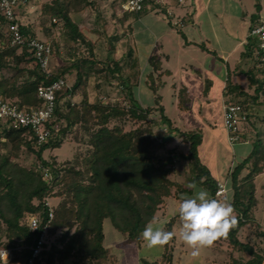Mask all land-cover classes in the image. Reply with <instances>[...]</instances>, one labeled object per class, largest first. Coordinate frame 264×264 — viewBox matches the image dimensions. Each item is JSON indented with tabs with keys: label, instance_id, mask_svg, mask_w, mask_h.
<instances>
[{
	"label": "trees",
	"instance_id": "trees-1",
	"mask_svg": "<svg viewBox=\"0 0 264 264\" xmlns=\"http://www.w3.org/2000/svg\"><path fill=\"white\" fill-rule=\"evenodd\" d=\"M95 1L51 0L41 5L38 26L45 36L58 48L47 24L48 20L57 19L61 35L73 44V58L69 62L61 61L48 72L40 69L29 45L31 39L37 38L32 24L24 25L16 20L24 40L21 44H10L8 32L0 30V98L11 100L19 108H36L41 102L37 95L38 85L50 84L59 77L65 79L67 73H74L71 85L55 93L54 112L44 124L49 131L45 140L38 143L30 126H9L0 122V150L4 149L0 151V247L12 250L9 264H26L30 246L39 234V231H29L28 220L37 216L40 224L44 223L49 198L57 201L51 204L53 217L46 243L34 264H116V253L103 244L105 220L112 223L127 243L144 242L141 236L144 227L156 219L159 210H165L168 199L177 198L181 202L187 197L184 193L190 187L172 178L175 166L186 160L192 163L194 175L191 179L196 184L204 187L212 198L223 200L227 197L234 206L238 224L222 238L231 250L246 252L250 257L246 260L230 258L228 264H263L264 245L254 249L249 242L237 237L239 230L249 224L256 228L257 238H264V225L254 213L258 203L254 181L264 169L261 140L255 141L250 153L232 167L225 179L215 178L200 160L202 132L176 127L164 114L157 94L156 107H144L137 100L136 83L132 82L129 72L136 64L132 49L120 58L111 55L120 35L108 36L109 47L104 58L94 56L93 43L71 14L94 6ZM155 8L158 6L154 0H144L140 11L124 12L118 21L123 24L128 16H139ZM0 20L5 26L6 20L1 14ZM128 27L132 30L131 23ZM249 41L246 53L251 47ZM255 44L256 41L252 47ZM81 47L87 50L88 57L79 53ZM149 65L152 75L159 68L157 59L150 58ZM91 76L95 80L94 102L89 101L87 94ZM247 77L249 88L257 95L229 83L225 85L230 92L243 96L244 101L240 102L245 105L251 104L249 101L254 98L257 100L259 92H264V80H258L254 69L247 71ZM106 84L114 85L121 99L111 101ZM149 86L156 92L154 83ZM76 96H80L78 101L74 100ZM188 100L185 95L178 106L185 109ZM156 112L159 119H151L149 116ZM253 115L250 112L247 121ZM128 122L132 127L125 129ZM177 135L187 144L186 150L177 144L170 145ZM68 137L82 144L83 150H75L71 158L61 162L52 154L44 156L46 150L60 147ZM22 151L32 155L30 164L15 160ZM41 166L49 168V175H44ZM218 182L225 184L224 194L216 195ZM178 220L177 211L167 219L165 230L173 231ZM174 244L175 237L161 247L157 258L152 261L141 258L142 263L172 264Z\"/></svg>",
	"mask_w": 264,
	"mask_h": 264
},
{
	"label": "rangeland",
	"instance_id": "rangeland-1",
	"mask_svg": "<svg viewBox=\"0 0 264 264\" xmlns=\"http://www.w3.org/2000/svg\"><path fill=\"white\" fill-rule=\"evenodd\" d=\"M49 1L51 0H29L25 6H21L18 8L19 12L17 11L18 9H16V12H15L16 18L18 15L19 18H21L20 19L21 21H24V22L30 21V23L35 24L37 27H39L40 25L38 26V22H39L38 17L41 14V5ZM95 2L96 4L92 7L88 6L79 13L71 14L72 18L76 22L79 23L82 31L86 34V36L93 43L94 56L97 58H100V57L104 58L107 54V50L109 47V43L107 40L108 36L112 34H119L121 38L117 42L116 48L112 50L111 52L112 57L120 58L121 55H124L128 49L132 48L134 52L136 51L137 56L139 58V63L141 64L142 56H145L146 52H145V47H144V41L143 42L139 41L141 40V37L142 35H144V33L139 34L138 31L140 28L145 29L147 27L148 29H150L152 27L151 25H148L149 23L145 19L146 14L144 13V14L139 15V18H140L139 20L136 15H130L127 17L124 23L121 24V22L118 21V19L119 17L123 16V13L120 11L119 0H96ZM177 5L178 4H176L172 0H163L162 3L157 4L158 8H155L153 10L149 9L147 12H152L155 14L157 11V16L159 17L158 19H162L161 21L164 25H167L166 23L171 21L172 26H178L182 23L180 21H174L178 19H172V18H174L176 15L183 16L184 12H183V9L177 7ZM178 6H182V5H178ZM198 7L203 9V11H201V14L204 15L205 17L212 12V6L209 3H206L205 0H201ZM168 10L172 11V15L170 18L168 17ZM210 18L213 20V16H210ZM125 22L131 23L132 32L128 27L129 24H125ZM174 22H177V23L174 24ZM236 22L237 21L235 20L225 21L223 22V26L225 29L226 28L231 29L233 27L235 31L239 32V30L235 28ZM203 23L204 22H199V25H201L202 27ZM47 24H49V27H51V35H54V38L57 40L56 42L58 43V48L55 47L51 39L45 36V34L42 32L41 27L40 29H37V32H38L37 38L51 43L53 47V53L51 55L50 68L54 69L57 67L59 63H61V61L65 60L69 62L73 58L72 56L73 55L72 54L73 44L68 39H66L64 36L61 35V31H62L61 26H60L61 24L57 19H50L48 20ZM0 30H2L3 32H6V25L4 26L1 20H0ZM137 34H138V37H137ZM179 39H180V35L178 34L177 36L175 32L173 33L172 31L163 35L160 39V42L163 44L166 53L171 55L170 60L168 61L166 66L173 72V76L175 77L178 83L179 81L180 82L185 81V79H182V77L185 75V72H186L184 68L187 66V63H189V56L187 54V50L192 48L193 46L192 45L190 47H185L186 51L184 52L181 49ZM154 48L156 49V46H154ZM84 49H85L84 47H81L80 51L82 52H79V53L83 57H88V54H87L88 52L87 50H84ZM193 50L195 49L193 48ZM244 52L246 51L244 50ZM183 64L185 67L183 66ZM129 72L131 73V76H132V82H135L136 68L129 69ZM73 80H74L73 71L65 75V81L67 85H71ZM225 83L227 84V80H225ZM94 85H95L94 76H91L88 79V83H87L88 99L91 102L96 101V90L94 89ZM105 86H106V90L108 92V95L111 101L121 99L120 94H118V91L116 87H114V85L106 84ZM140 89H141V94H142L143 99L144 100L147 99L149 96V93L151 92L147 90L146 88H144L143 86H141V88L139 86L138 92H140ZM251 89L253 90V88ZM134 90L135 92L137 91V89H134ZM164 91L163 92L165 94H163V100H164L163 102H166L165 114L172 119L178 118L177 123L179 124V127L184 128L185 113L179 111L180 117H184L182 121L179 115L178 114L176 115L178 109L176 108V106H174L171 103V99L168 97L167 92H166L167 90L165 89ZM135 95L138 98L139 94L135 93ZM79 98L80 96H76L74 100L78 101ZM236 99H238L239 101H242L244 98L243 96L236 94L234 95V98L230 100H236ZM255 100H252L249 102L251 104L258 105L254 103ZM258 101L260 104L262 103L261 104L262 106L264 102L263 92L259 95ZM221 108H222V105H221ZM208 109H209L210 115H208L207 118L199 117V116H195L194 118L197 119V121H200L202 124H204V127L208 125L219 126L220 118L218 116L220 113H222L221 109L219 110V105L216 104L215 101H212L211 104L208 106ZM259 109L261 111L263 110L262 108H259ZM158 115L159 114H157L156 112L154 114H151L149 117L151 119L156 120V119H159ZM191 118H193V116L188 117V119H191ZM189 122L192 123V120H189ZM221 123H222V114H221ZM260 125L261 126L263 125L261 121H260ZM131 127H132V123L128 122L125 126V129H129ZM176 137L177 138L171 141V144L172 143L173 145L177 144L181 148H183V150L184 149L186 150V147H188L187 144L181 141L180 135H177ZM217 137H219L218 140L221 141V137L219 133L217 134ZM209 138H211L209 133H205L204 138H203L204 142L201 146H199L202 152L201 153L199 151L201 155L200 160L206 166L207 170H209L213 174V176L217 179L219 178L220 174H216L214 171V168L219 169V170L222 169L221 176L224 177L225 173L223 175V172L226 167L229 168V171H230L235 164L242 161L250 153V152L249 153L247 152V153L242 154L243 149L239 148L240 146L239 143L243 142V140L241 139L237 142L238 144L235 143L232 147L233 150L235 148V151H237L240 156L236 155L235 157L232 158L231 153H229L230 151L229 149L227 151L221 150L220 158L218 157L220 161L214 162L212 161L210 147L208 146L210 144ZM218 140L217 142L220 143ZM251 143L253 142L251 141ZM254 143L249 144V145L253 147ZM82 147H83L82 144L76 142L71 137H68L66 140H64V142L61 144L60 147L55 148L52 151L46 150L44 152V156L47 157L52 154L56 157V159L59 162H61L65 159L71 158L75 150L77 149L83 150ZM219 147L222 149L221 145H219ZM0 151L3 152L4 149L2 148ZM212 152H213V149H212ZM15 160L19 163H23L25 161V164H30L32 162V155L31 154L25 155L24 151H22V152H19V155L18 157L15 158ZM193 175L194 173H192V163L188 162L187 160L183 161L181 164L180 163L177 164L175 166V172L172 175V178L178 181L179 183H182L189 187L192 184L196 185L195 189L190 187V190H187L184 193V195H186L187 197L194 196L195 192L200 189L206 190L204 187H201L200 185L196 184L191 179ZM257 176L258 175H256V177ZM254 183H255V189H257V192L255 193H257L256 195L258 197V203H257V206L255 207L254 213L257 216L258 220L261 221V223L264 225V188L263 189L260 188L261 183L262 185H264V180L262 181L256 180L254 181ZM48 201L50 204H55L57 199L49 198ZM179 203L180 201L177 198L168 199L165 210L162 212L161 210H159L155 216L156 217L155 220L157 221L167 220L170 216L176 214ZM181 223H182L181 219L178 220L173 230V232L176 233V236H175L174 254H173L172 264H228L230 258H235V259L241 258L242 260H246L250 257V255L246 252L240 253L239 251L231 250V247L228 245L226 239L219 238L217 241L214 242V244L211 247H206V248L201 249L199 257L193 258L191 256V252L193 249L188 247L179 238V229H180ZM254 230H256L254 226L246 224L239 230V232L237 233V237L239 240L243 242H249L253 246L254 249H257L258 245H264V238L263 239L257 238L254 233ZM104 234H105V237H104L103 244L109 247L112 252L116 253V256L118 257V261H116L117 264H143L141 258L152 261L155 258H157L161 252V247L158 246L154 248H148L145 241L142 242L141 244L127 243L125 241V237L114 228V226L109 220H105L104 222ZM54 237L55 235L52 236L50 240H52Z\"/></svg>",
	"mask_w": 264,
	"mask_h": 264
},
{
	"label": "crops",
	"instance_id": "crops-1",
	"mask_svg": "<svg viewBox=\"0 0 264 264\" xmlns=\"http://www.w3.org/2000/svg\"><path fill=\"white\" fill-rule=\"evenodd\" d=\"M205 1L212 6V12L206 17L201 14L203 9L198 7L201 0H190L186 5H177V7L183 9V12L185 13H183V16H175L174 19H178L175 21H180L182 23L178 26H172L170 22H167V25H164L161 21L162 19H158L157 11L155 14L152 12H145V19L148 21V25H151L152 27L150 26V29L147 27L145 29L140 28L138 31L139 34L144 33L139 41H144L146 52V55L142 56L141 64L139 63L136 51L134 52L131 48L133 53L132 57L136 60V80L133 83H136L134 89H137V91L135 92L134 90V94H139V99L136 97L139 103L144 107H156V104H154V98L157 94L159 96V104L163 106L164 114L166 112V102H163V94H165L164 90L166 89L167 95L171 99V103L178 109L176 115L178 114L180 117V112L185 113V118L180 117L182 121L184 118V128L179 127V124L177 123L178 118L172 119L169 117V119L180 130L198 129L203 133V138L205 133H209L211 138H209L210 144L208 146L210 147L212 161L218 162L220 161L221 150L227 151L229 149L232 158L239 155V153L235 151V148L233 150L232 147L241 139L243 142L239 143V148L243 149L242 154L249 153L252 149V146L249 144H253L258 139L261 140V144L264 147V102L261 106L262 103L260 104L258 99L255 100L254 98V103L258 105L253 104L255 109L253 117L240 126L241 137L238 141L233 143H229L227 140V132L221 123V113L218 116L220 118L219 126L208 125L204 127V124L194 118L195 116L207 118V116L210 115L208 106L212 101H215L216 104L219 105L220 110L224 100L234 98L236 92H230L227 87L225 88V80H227V83L232 87L237 86L249 94L257 95V93L248 86L247 71L254 69L259 81L264 80V73L259 64L258 57L256 56L255 46L252 47L255 40L252 37H249L248 33L251 26L264 20V0ZM17 11L19 12V9ZM210 16H213V20ZM137 18L138 20L140 19L139 16H137ZM20 19L21 18L17 15L19 23L24 25L32 24L30 21L24 22ZM234 20L237 21L235 28L238 29L239 32L235 31L233 27L231 29H225L223 26V22ZM199 22H204L202 27L199 25ZM125 24L129 23L125 22ZM32 25L36 35H38L37 29H40V27H37L35 24ZM171 31L173 33L175 32L177 36L178 34L180 35L179 43L184 52L186 51L185 47L193 45L192 48L187 50L189 63H187L186 67L184 66L185 63L183 64L186 72L182 79H185V81H179V83L173 76V72L166 66L171 55L166 53L163 44L160 42L161 37ZM248 41L250 42L251 45L249 46L251 47L249 53H246L244 50L246 51ZM154 46H156V49ZM193 48L195 50H193ZM150 58L157 59L159 64L158 70L152 73V75L149 73L151 71L149 65ZM152 83L156 86V92H154L149 86ZM139 86L140 88L143 86L151 92L147 99H143L141 89L140 92H138ZM261 93L262 92H259V95ZM185 95L189 97V100L186 103V108L181 109L178 106V101L184 98ZM259 108H262L263 110L261 111ZM189 116H193V118L188 119ZM189 120H192V123L189 122ZM260 121L263 124L262 126L260 125ZM218 133L220 134L221 141L218 140ZM217 140L220 143H218ZM251 141L253 143H251ZM170 145H173V143ZM219 145L222 146V149ZM199 151L201 152L200 147ZM199 156L201 158L200 153ZM214 171L216 174H220L218 180H223L225 179L224 177L226 176V173L229 172V168L226 167L224 169V177L221 176L222 169L219 170L214 168ZM257 175L255 181L264 180V169ZM260 188H264L262 183Z\"/></svg>",
	"mask_w": 264,
	"mask_h": 264
},
{
	"label": "built area",
	"instance_id": "built-area-1",
	"mask_svg": "<svg viewBox=\"0 0 264 264\" xmlns=\"http://www.w3.org/2000/svg\"><path fill=\"white\" fill-rule=\"evenodd\" d=\"M178 5H184L190 0H172ZM144 0H119L120 11L122 13L138 12L143 7ZM163 0H154V4L162 3ZM28 0H0V14L5 18L6 32L10 37V44L23 43V37L19 32L16 18V9L25 6ZM148 6V5H147ZM168 15H172V11L168 10ZM175 21V20H174ZM177 22H174L176 24ZM249 35L255 39V50L259 60V64L264 71V20L257 22L249 28ZM30 47L33 49L35 60L43 72L50 70L51 64V45L47 41L33 38L29 41ZM67 83L64 78H57L47 85L37 86V95L40 98V105L36 108L23 109L11 102L9 99L0 98V122H5L9 126H30L36 136L37 142L45 140L49 135V131L45 129V122L54 112L55 93L61 90ZM222 124L227 132V140L230 143L236 142L240 138V126L246 123L247 116L255 113L253 104H242L238 99L227 100L222 103ZM45 176L49 175V168L41 166ZM226 192L225 184L218 182L216 195ZM48 215L44 223L40 224L37 216H32L28 220V227L31 233L39 231L38 236L34 237V244L30 246V255L26 260V264H34L39 253L44 249L46 243L47 231L50 221L53 217L52 206L49 201ZM33 227H35L33 229ZM8 253L7 258L0 259V264H8L11 261L12 250L10 248L0 247Z\"/></svg>",
	"mask_w": 264,
	"mask_h": 264
},
{
	"label": "clouds",
	"instance_id": "clouds-1",
	"mask_svg": "<svg viewBox=\"0 0 264 264\" xmlns=\"http://www.w3.org/2000/svg\"><path fill=\"white\" fill-rule=\"evenodd\" d=\"M190 187L195 189L196 185ZM177 211L182 221L179 238L193 249V258L199 257L201 249L211 247L219 238L227 237L238 224L234 206L227 197L223 200L212 198L204 189L196 191L192 197L182 198ZM166 224L167 220L155 219L146 224L141 236L148 248L163 247L176 236L175 232L165 230ZM7 256L5 249L0 250V259Z\"/></svg>",
	"mask_w": 264,
	"mask_h": 264
}]
</instances>
